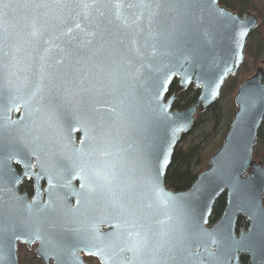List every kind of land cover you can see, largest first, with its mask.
<instances>
[{"label": "water", "instance_id": "obj_1", "mask_svg": "<svg viewBox=\"0 0 264 264\" xmlns=\"http://www.w3.org/2000/svg\"><path fill=\"white\" fill-rule=\"evenodd\" d=\"M260 23L255 12L240 14L220 0H0V264H20V241H39L50 264L46 211L34 210L19 185L30 175L33 139L44 143L53 72L91 92L95 84L106 238L141 250L147 229L162 230L181 264H243L244 255L264 264V161L254 158L264 122L263 61L239 85L230 129L209 166L187 189L166 185L176 148L239 73ZM53 47L67 55L56 66ZM190 86L197 99L174 107ZM29 97L31 110L12 118ZM86 142L93 144L91 134ZM222 195L225 208L213 220Z\"/></svg>", "mask_w": 264, "mask_h": 264}, {"label": "flooded vegetation", "instance_id": "obj_2", "mask_svg": "<svg viewBox=\"0 0 264 264\" xmlns=\"http://www.w3.org/2000/svg\"><path fill=\"white\" fill-rule=\"evenodd\" d=\"M50 53L53 66L66 60L65 51L53 47ZM70 83L68 77L54 72L49 77L44 143L39 147V140L33 139L30 175L19 185V191L27 193L33 202L34 210L46 211L50 264H105L102 257H107L109 264H181L175 244L166 242L171 237H165L162 230L147 229L141 250L103 234L108 213L103 209L95 151L99 99L95 84L91 92L87 84ZM32 104L31 97L20 103L12 110V118H19L24 109L31 110ZM90 134L93 144L88 146ZM13 164L18 173H23L21 162L14 160ZM113 232L118 234L117 230ZM39 246V241H20L19 263L45 264ZM241 261L248 264L249 257L244 255ZM184 263L189 264L190 259L185 258Z\"/></svg>", "mask_w": 264, "mask_h": 264}, {"label": "trees", "instance_id": "obj_3", "mask_svg": "<svg viewBox=\"0 0 264 264\" xmlns=\"http://www.w3.org/2000/svg\"><path fill=\"white\" fill-rule=\"evenodd\" d=\"M220 2L240 14L247 10L255 12L260 17L261 23L249 37L246 59L240 74L229 78L218 101L198 116L193 130L182 138L176 148L166 175V185L176 190L189 188L195 182L198 173L209 166L210 156L222 146L224 137L230 128L236 110L234 95L240 83L248 78L242 76L251 72L252 67L256 66L257 68L262 61L264 62V0H220ZM198 95L199 90L190 86L180 94L174 107L186 108L197 99ZM227 97H229V101H224ZM228 120H230L229 123H227ZM223 124L228 127L227 131L224 132L218 144H215L216 135ZM196 132L199 135L195 137L193 135ZM254 158L264 161V122L259 131ZM225 205L226 196L222 195L215 206L213 220L220 217ZM242 261H244V257Z\"/></svg>", "mask_w": 264, "mask_h": 264}, {"label": "rangeland", "instance_id": "obj_4", "mask_svg": "<svg viewBox=\"0 0 264 264\" xmlns=\"http://www.w3.org/2000/svg\"><path fill=\"white\" fill-rule=\"evenodd\" d=\"M255 70H256V66H255V68L252 67V68L250 69L251 72L244 74V76H242V77H249V76L253 75V73L255 72ZM240 71H241V70H240ZM239 74H240V72H239L237 75H239ZM241 75H242V74H241ZM234 97H235V95H234ZM224 101H229V97L225 98ZM229 122H230V120L227 121V123H229ZM227 128H228V127H227L225 124H223V126L220 128L219 133L216 135V138H215V139H216V142H215V144H218V142L220 141L221 137H223L224 132L227 131ZM197 135H199L198 132H196L193 136L196 137ZM213 149H214V148H213ZM213 149H212V150H213ZM216 151H218V149H216ZM216 151H215V152H216Z\"/></svg>", "mask_w": 264, "mask_h": 264}]
</instances>
